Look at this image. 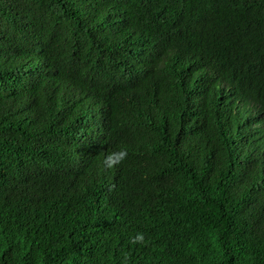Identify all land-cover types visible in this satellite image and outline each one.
Masks as SVG:
<instances>
[{
    "label": "trees",
    "instance_id": "trees-1",
    "mask_svg": "<svg viewBox=\"0 0 264 264\" xmlns=\"http://www.w3.org/2000/svg\"><path fill=\"white\" fill-rule=\"evenodd\" d=\"M0 264H264V0H0Z\"/></svg>",
    "mask_w": 264,
    "mask_h": 264
}]
</instances>
